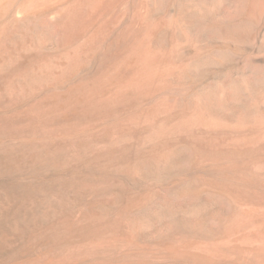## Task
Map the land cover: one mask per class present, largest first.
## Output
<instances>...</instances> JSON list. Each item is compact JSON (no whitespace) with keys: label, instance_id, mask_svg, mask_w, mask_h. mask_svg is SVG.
I'll list each match as a JSON object with an SVG mask.
<instances>
[{"label":"rangeland","instance_id":"374dc122","mask_svg":"<svg viewBox=\"0 0 264 264\" xmlns=\"http://www.w3.org/2000/svg\"><path fill=\"white\" fill-rule=\"evenodd\" d=\"M150 1L0 0V264H264L249 173L264 151L247 152L264 134V0H204L183 42L204 67L113 99ZM162 2L152 23L172 15ZM224 90L237 98L215 115L232 133L176 128L188 100Z\"/></svg>","mask_w":264,"mask_h":264},{"label":"bare ground","instance_id":"6f19581e","mask_svg":"<svg viewBox=\"0 0 264 264\" xmlns=\"http://www.w3.org/2000/svg\"><path fill=\"white\" fill-rule=\"evenodd\" d=\"M152 1L153 3H151L150 1L148 8L145 9L144 17L141 18L140 28H142L143 32L142 34H140V37H138L139 39H136L134 41L133 44L134 47L130 52L128 63L124 64L122 68L119 70V72L116 73L113 78L109 79L113 82V84H115V86L118 89L117 93L115 94L116 96L113 99L125 98L126 96L128 97L129 95H133V94L147 95L152 93L158 86L169 85L171 83H180L189 74H192L193 72H198L206 64L204 63L205 60L204 58L201 59L198 55H195V53L192 50L183 47V42L186 39H188L187 37L190 35V27L193 21L197 22L199 21V19H203L207 15L205 9L206 5L204 0H176V2L171 7V12H172L171 17H165L155 23H152L151 18L154 14V11L156 12L158 9L161 8L163 2L162 0H152ZM66 29L67 30H65V33L63 32L64 42L69 41V39L73 37L72 35H74V32L76 31V29L73 26H68L66 27ZM231 30L232 29L229 30L225 28L221 29L220 31L218 30L219 31L218 34H220L219 38H221L225 42H228V44H230V42H235L232 41L234 37L233 35L235 34L233 30L232 31ZM228 31L229 34L227 33ZM97 40H98L97 37L93 36V38L90 39L89 42L90 45H88V47L91 48L92 44L97 43L96 42ZM235 93L234 91L232 92L230 90H226V91L224 90L221 95H219L220 93H211L206 95L196 94L192 100L190 99L188 100L187 103L182 105V109H180V112H190V113L184 116L183 119L179 121L180 124L176 128L181 130L182 132L184 131L190 132V129L194 130L196 126H203L207 128V130H209V132L213 133L214 135L232 133L233 130L229 129L230 127L227 125L226 119L225 120L221 119L220 117L215 115L216 114L215 112H224V110L229 109L230 107L228 104L234 99ZM262 100L264 101V96H262L260 100L258 99L255 100L252 105L255 106L257 105V103L259 104L260 101ZM178 105H179L178 103H174V104L167 103L164 109L165 110L172 109ZM252 105L249 107H252ZM179 108H181L180 105ZM256 117H258V115ZM259 117L255 118V120L257 121ZM241 121L243 122V119L240 120V122ZM164 133H166V131L159 132L156 130L155 135L159 136L160 134L162 135ZM251 143L252 144L249 147H247L248 148L247 152L253 153L259 150L264 151V134L262 133L261 136L259 134V136L253 138ZM227 146L228 147L226 149L228 150L225 153L222 152L223 150L219 151L217 149L216 150L213 149V151H207V152L205 151L204 156L208 158H212L214 160H217L221 156L220 158L221 160L222 157L230 156L232 151L235 152L236 150L234 148L236 146V145L234 146V142L229 141ZM162 154L163 152H159L158 154L154 153L153 155L154 160L156 161L161 160L160 161L161 163H163V160L167 161L165 158L166 156L165 155L162 156ZM144 167L147 168V166ZM249 173H250V177L252 178L250 179L249 177V179L256 181L257 183L260 182L258 184H261L262 187L264 188V156L262 159H259L252 164ZM256 198L259 199V197ZM154 207H152L150 210L158 211L164 208L170 210V204H168V202L164 203L163 201L161 202V206L159 208L154 209ZM141 218H139L138 220L141 223H144L145 222L143 220L144 218L143 219Z\"/></svg>","mask_w":264,"mask_h":264}]
</instances>
